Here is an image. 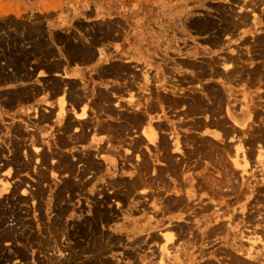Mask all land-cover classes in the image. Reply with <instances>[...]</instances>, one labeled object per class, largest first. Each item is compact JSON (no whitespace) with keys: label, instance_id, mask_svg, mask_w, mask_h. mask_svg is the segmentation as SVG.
<instances>
[{"label":"rangeland","instance_id":"rangeland-1","mask_svg":"<svg viewBox=\"0 0 264 264\" xmlns=\"http://www.w3.org/2000/svg\"><path fill=\"white\" fill-rule=\"evenodd\" d=\"M50 10L63 12L61 24L84 37L118 32L130 19L160 30L181 63L159 84L165 108L176 111V137L172 154L156 132L154 147L141 141L122 146L116 154L123 151L128 163H104L92 153L72 155L61 146L52 151L50 143L10 133L4 150L0 144V236L8 237H0V264H264V162L258 156V149L264 154V0H0V53H13L23 35L40 30L29 25L28 13ZM110 16L121 19L104 21ZM244 107L254 111L246 128L233 122ZM95 114L116 136L126 121L142 119L123 109ZM206 121L214 128L209 133H219L214 140L203 131ZM240 140L248 149L244 169L240 151L239 166L232 163ZM162 155L169 161L164 166ZM206 163L217 174L193 182L212 195L167 196V210L159 207L160 193L182 191L186 177ZM167 170L174 179L163 176ZM242 176L249 197L239 207L242 197L232 192L242 187ZM213 180L225 187L222 193L206 188L218 186ZM123 198L133 211L120 218L114 207ZM97 209L108 220L92 228Z\"/></svg>","mask_w":264,"mask_h":264},{"label":"crops","instance_id":"crops-1","mask_svg":"<svg viewBox=\"0 0 264 264\" xmlns=\"http://www.w3.org/2000/svg\"><path fill=\"white\" fill-rule=\"evenodd\" d=\"M34 10L36 11V7ZM35 11L28 13L26 20L30 23L29 25H39L40 30L23 35L17 41L13 53L7 56L0 53V144L2 149L4 150L10 133L12 137H17L19 133H28V137L30 136L28 139L50 143L52 151L61 146L68 151V154L81 156L88 152L104 163H109L110 158H116V160L123 158L119 162L122 163L125 159L124 162L128 163L131 159H128V155L123 151L120 156L116 153L123 149V145H133L137 141H141V145L144 144L148 148L154 147L155 145L148 141L144 134L151 127L158 133L159 140L164 139L169 143V153L172 154L178 119L174 118L176 111L165 108V102L162 100L166 92L165 88L160 87L159 84L164 82L165 75L174 76L181 63L175 47L165 44V37L160 30L143 25L139 19H130L124 20L118 32L114 28L112 33L106 35H101L99 31L91 37H84V33L82 35V32L77 30L74 33L72 28L69 29L67 25L61 24L64 15L60 10H50L42 14H37ZM116 19L121 18L110 16L104 21L107 20L111 24ZM82 20L87 21L84 17ZM96 21L98 24L100 19ZM115 67L120 69L115 71ZM75 93L79 97L74 96ZM71 96L74 100L70 98ZM117 102L121 107H116ZM102 108L111 109L112 112L123 109L124 113L126 112L130 117L141 114L142 119L126 121L125 126H121L122 129L116 136L109 131L96 130L99 119H96L98 114L95 112L100 113ZM83 112L86 115L81 118ZM37 115L44 116V120ZM46 115L49 117L47 118ZM73 121H76V124ZM111 122L114 124V129L119 127L116 125L118 121L114 118ZM207 135L215 139L211 133ZM44 147L47 148V145L44 144ZM158 158L161 159L160 163L163 166L169 163L163 155ZM208 165L209 163L201 165L200 169L187 176L188 187L183 188L182 191L169 189L160 193L162 200L159 202V207L167 210L164 207L167 196L191 194L193 199L200 200L203 196L212 195L208 190L200 191L198 185L193 182L203 181L199 177L205 173L214 178L217 167ZM166 174L174 179L173 171H163L164 177ZM205 186L216 191L221 189L220 193L225 189L223 185L205 184ZM237 189H234L232 193H236ZM120 200L122 206L119 209L114 207V209L120 213L121 218L123 213L126 216L133 211V205L128 204L127 199ZM148 206L147 203V209ZM205 219L212 221L211 216H206Z\"/></svg>","mask_w":264,"mask_h":264},{"label":"bare ground","instance_id":"bare-ground-1","mask_svg":"<svg viewBox=\"0 0 264 264\" xmlns=\"http://www.w3.org/2000/svg\"><path fill=\"white\" fill-rule=\"evenodd\" d=\"M229 27V26H228ZM92 52V51H91ZM79 56V55H78ZM21 57V56H20ZM86 57V56H85ZM88 58H90V57H88ZM19 59V58H18ZM190 63V62H189ZM186 64H188V63H186ZM190 65V64H189ZM194 65V64H193ZM192 67V66H191ZM195 67V66H194ZM197 67V66H196ZM233 67V66H232ZM112 68V67H111ZM116 68V67H115ZM114 68V69H115ZM17 69V68H16ZM109 67H108V72H109ZM113 69V68H112ZM111 69V70H112ZM117 69H120V68H116L115 69V71L117 70ZM18 70V69H17ZM107 70V69H106ZM105 70V71H106ZM110 70V71H111ZM19 71V70H18ZM18 73V72H17ZM110 73V72H109ZM115 73V72H114ZM1 75V74H0ZM3 77V76H2ZM5 78V77H4ZM6 79V78H5ZM13 79V78H12ZM58 81V80H57ZM57 81H55V82H57ZM54 83V82H53ZM56 84V83H55ZM58 85V84H57ZM155 86H157V85H155ZM19 91V90H18ZM72 92V91H71ZM98 92V91H97ZM74 93V92H73ZM7 94V93H6ZM15 94V93H14ZM76 94V93H75ZM103 94V93H102ZM25 95H26V93H25ZM99 95H100V92H99ZM8 96V95H7ZM19 96V95H18ZM28 96V95H27ZM74 96H77V97H79L77 94L76 95H74ZM101 96V95H100ZM16 97V96H15ZM76 97V98H77ZM98 97V96H97ZM102 97V96H101ZM11 98V97H10ZM9 98V99H10ZM12 98H14V97H12ZM27 98V97H26ZM70 98H74V97H70ZM100 98V97H99ZM100 99H102V98H100ZM108 99V98H107ZM24 100V99H23ZM63 100V99H62ZM70 100V99H69ZM74 100V99H73ZM78 100H80V98H78ZM96 100V99H95ZM134 100V99H133ZM22 101V100H21ZM92 101V100H91ZM108 101V100H107ZM129 101H131V100H129ZM248 101V99H247V97H245V99H244V102H247ZM74 102V101H73ZM97 102V101H96ZM95 102V103H96ZM62 103H63V101H62ZM93 103V102H92ZM97 103H99L100 104V102H97ZM90 104V103H89ZM94 104V103H93ZM61 105H63V104H61ZM245 105V104H244ZM228 107V106H227ZM226 106H225V111H227L228 112V110H230V108L228 107L227 108ZM60 108H62V106L60 107ZM36 109H34V111H35ZM85 110V109H84ZM84 110H81V111H84ZM111 110V109H110ZM39 111V110H38ZM108 111V110H107ZM61 112V111H60ZM63 112V111H62ZM111 113H112V111H110ZM253 110L252 109H250V111H248L247 110V107H244V108H242V110L240 111V116H238V117H235L233 120V122H234V124L235 125H239V123L241 124V126L240 127H242V128H246V127H248L249 125H250V122L253 120ZM64 113V112H63ZM80 113H82V112H80ZM86 113V112H85ZM35 114H36V112H35ZM46 114H48V112L46 113ZM251 114H252V116H251ZM42 115H44V114H42ZM79 115V114H78ZM84 115H86V114H84V112H83V117H81V118H84ZM38 116V115H37ZM45 116V115H44ZM44 116H41V117H43V120H44ZM47 116V115H46ZM82 116V115H81ZM228 116H229V113H228ZM34 117H35V115H34ZM39 117V116H38ZM37 117V118H38ZM41 117H39L40 119H41ZM49 116H47V118H48ZM65 117H66V115H65ZM68 117H70V115L68 116ZM86 117V116H85ZM91 117V116H90ZM141 117V116H140ZM36 118V117H35ZM46 118V117H45ZM75 118H77V117H75ZM92 118H93V121H94V117L92 116ZM204 118H207V113L204 115ZM67 119V118H66ZM74 119V118H73ZM86 120H87V117L85 118ZM42 120V119H41ZM47 120V119H46ZM45 120V121H46ZM71 120V119H70ZM78 120H80V119H78ZM77 120V121H78ZM82 121V120H81ZM80 121V122H81ZM88 121V120H87ZM208 121V120H207ZM207 121H206V124H204V126H203V131L204 132H207V133H209V131H210V126L208 127V124H207ZM68 122L70 123L71 121H69V118H68ZM74 122V121H73ZM72 122V123H73ZM76 122V121H75ZM74 122V123H75ZM98 122V121H97ZM100 122H101V120H99V125H97L98 126V128H97V126H96V130H98L99 129V131L101 130V131H109V132H111L112 133V126L111 125H104V124H100ZM88 123V122H87ZM14 124V123H13ZM65 124H66V122H65ZM76 124V123H75ZM83 125H87V124H84V123H82ZM63 125V124H62ZM73 125V124H72ZM68 126V125H67ZM74 126V125H73ZM82 126V125H81ZM17 127V126H16ZM58 127H62V126H58ZM83 127V126H82ZM81 127V128H82ZM15 128V127H14ZM73 128V127H72ZM92 128V127H91ZM34 129V128H33ZM84 129V128H83ZM18 130V129H17ZM28 130H30V129H28ZM58 130V129H57ZM71 130V129H70ZM11 131H12V129H11ZM31 131V130H30ZM115 131H116V133H117V129H115ZM17 132V131H16ZM70 132V131H69ZM79 132V131H78ZM86 132V131H85ZM20 134H22V133H20ZM28 134V133H27ZM39 134V133H38ZM84 134V133H83ZM119 133H117V135H118ZM144 134H145V137H146V139H148L149 141H151V142H155L156 141V131H154V129H151V128H149V130L147 131V132H144ZM211 134L212 135H214V136H219V133L217 132V133H214V132H211ZM62 135H63V131H62ZM70 135H72V134H70ZM73 135H76V134H74L73 133ZM78 135V134H77ZM80 135H81V131H80ZM61 136V135H60ZM83 136V135H82ZM85 137H86V135H84ZM10 137H11V135H10ZM30 137V136H29ZM62 138V137H61ZM78 138V137H77ZM77 138H75V139H77ZM91 138V137H90ZM95 138V137H94ZM64 139V138H63ZM80 139H82L81 137H80ZM37 139H34V141H36ZM62 139H60V141H61ZM70 140V139H69ZM68 140V141H69ZM78 140H79V138H78ZM57 141H59V140H57ZM66 141V140H65ZM67 141V142H68ZM96 141V140H95ZM66 142V143H67ZM158 142V141H157ZM90 143V142H89ZM243 143V142H242ZM241 143V140L240 141H238V144H236L235 146H233L232 147V149H233V151H234V158L235 157H237L236 159H234L233 160V164H235V166L237 167V166H239V162L241 161L240 160V158L238 157V152L240 151V157H241V159H242V161L241 162H244V166H243V169H244V167L247 165V160H246V157H247V154H248V149L246 148L245 149V147L244 146H242L243 144ZM64 144H65V142L62 144L63 146H64ZM18 145V144H17ZM19 146V145H18ZM18 146H16V147H18ZM176 146H178V143H176ZM21 147V146H20ZM36 150H37V148H35ZM14 151V150H13ZM17 151V150H16ZM42 151V150H41ZM258 151H259V155L258 156H260V157H262V161L264 162V154H263V156L261 155V153H260V150L258 149ZM18 152V151H17ZM36 152H38V151H36ZM14 153V152H13ZM12 153V155H13V158L12 159H14V154ZM39 154H40V152H39ZM43 153H41V155H42ZM16 155V154H15ZM44 155V154H43ZM27 156V155H26ZM45 156V155H44ZM43 156V157H44ZM86 157V156H85ZM87 158V160H88V157H86ZM12 159H9V160H12ZM63 160V159H62ZM9 161H7V163H8ZM13 162V161H12ZM94 162V161H93ZM6 163V162H5ZM3 164V163H2ZM11 164V163H10ZM5 165H7V164H5ZM217 166L220 168V169H222L223 171L225 170V168L223 167V165H222V162L221 161H217ZM112 168V169H111ZM109 170H112L111 172L113 173V172H115L116 171V168H115V166L113 165V163L110 165V167L108 168ZM129 173L131 172L132 173V171H128ZM245 172V171H244ZM246 172H248L247 170H246ZM130 173V174H131ZM203 177V179L205 180H212L211 178H210V176L209 175H203L202 176ZM223 177V176H222ZM244 176H242V181L240 182L241 183V185H242V187H239L238 188V190H237V192L235 193V197L236 198H238L240 195H241V197H242V201L239 203V207H240V205L242 206V205H244L245 204V202L247 201V199H248V197H249V194H248V191H246L247 189H246V187L244 188V190H243V184H244ZM134 179V178H133ZM228 180L227 181H229L230 179L229 178H227ZM205 180V181H206ZM214 181V180H213ZM7 182L8 181H6V183H4V184H6L7 185ZM215 182V184L216 185H219V183L218 182H216V181H214ZM9 183V182H8ZM131 183V182H130ZM231 183V182H230ZM3 184V183H2ZM11 184V183H10ZM9 184V185H10ZM69 184V183H68ZM137 184V183H136ZM136 184H132V185H136ZM232 184V183H231ZM12 185V184H11ZM19 185V184H18ZM66 185V184H65ZM67 186H69V185H66V188H67ZM5 187H7V186H5ZM17 187V186H16ZM232 187H234L235 188V186H233L232 185ZM7 188H9V186L7 187ZM12 188H13V185H12ZM11 188V189H12ZM18 189V188H17ZM16 189V190H17ZM13 190V189H12ZM11 190V193H12V195L14 196V190L12 191ZM7 194H9V193H7ZM4 197V196H3ZM13 198V197H12ZM17 198V197H16ZM15 199V198H14ZM14 199H11L12 201L14 200ZM18 199V198H17ZM104 213H102L100 210H98L97 209V211H96V213H95V217H96V220L94 219V221H93V223H92V228L94 227V224H96V222L98 223V222H100V220H108V218L105 216V215H103ZM104 222V221H103ZM79 225V226H78ZM77 225V232H79V233H77V235H79V236H81V235H83V233L82 232H80L81 230L80 229H82L80 226V224H78ZM88 226H90L89 225V223H88ZM13 233V232H12ZM11 233V234H12ZM166 234V233H165ZM4 235V237L3 236H0L1 237V239H3V238H5V236L7 237V235H5V234H3ZM13 235V234H12ZM32 235V234H31ZM76 235V236H77ZM164 235V234H163ZM20 236V235H19ZM167 237H168V235H167ZM167 237H165V238H167ZM8 238V237H7ZM21 238H23V239H25L24 240V242L25 243H29V242H31L30 240H28V237L27 236H24V235H22L21 236ZM30 238V237H29ZM32 238V237H31ZM21 254V253H20ZM24 256V255H23ZM22 256V257H23ZM161 264V263H160Z\"/></svg>","mask_w":264,"mask_h":264}]
</instances>
